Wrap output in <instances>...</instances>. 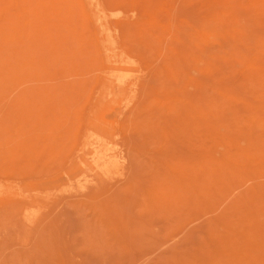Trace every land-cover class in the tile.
<instances>
[{"label":"rangeland","instance_id":"374dc122","mask_svg":"<svg viewBox=\"0 0 264 264\" xmlns=\"http://www.w3.org/2000/svg\"><path fill=\"white\" fill-rule=\"evenodd\" d=\"M97 1L0 0V264H264V0Z\"/></svg>","mask_w":264,"mask_h":264},{"label":"bare ground","instance_id":"6f19581e","mask_svg":"<svg viewBox=\"0 0 264 264\" xmlns=\"http://www.w3.org/2000/svg\"><path fill=\"white\" fill-rule=\"evenodd\" d=\"M85 1H86V0H85ZM101 1H102V0H101ZM87 2H88L87 4H89V6H90L93 10H94L97 6H99V3H98L97 0H87ZM99 7H100V6H99ZM95 10H97V9H95ZM98 10H99V9H98ZM96 14H97V13H96ZM96 14H95V15H96ZM238 14H239V13H238ZM106 16H107V15H106ZM125 16H126V15H125ZM241 17H242V16H241ZM94 18H95V21H96V23H97L98 25L101 24V20H100L97 16H94ZM128 18H129V17H128ZM244 18H245V17H244ZM253 18H254V17H253ZM172 24H173V23H172ZM256 27H257V26H256ZM105 28H106V27H104L103 30H104V31H105V30L108 31L107 28H106V29H105ZM154 28H155V27H154ZM91 29H92V28H91ZM132 29H133V28H132ZM157 29H158V28H157ZM128 30H129V29H128ZM106 31H105V32H106ZM258 31H259V30H258ZM109 32H110V30H109ZM255 32H256V31H255ZM111 34H112V32H111L110 34L106 32L107 42H105V43L103 42V43H104V44H103V45H104L103 48H104V50L106 51L105 53L109 52L110 45L113 44V43H111V42H112V40H113L114 38H112L113 34H112V36H111ZM133 38H134V37H133ZM150 38H151V37H150ZM127 39H128V38H127ZM149 40H150V39H149ZM164 42H165V41H164ZM149 43H150V41H149ZM243 43H244V42H243ZM248 43H249V42H248ZM154 44H155V43H154ZM71 45H72V44H71ZM128 45H129V44H128ZM111 46H112V45H111ZM149 47H150V46H149ZM155 47H156V46H155ZM150 48H151V47H150ZM143 49H144V48H143ZM145 50H146V49H145ZM146 51H147V50H146ZM149 51H150V50H149ZM153 51H154V50H153ZM101 52H102V50H101ZM106 55H107V54H106ZM144 56H145V55H144ZM107 57H108V56H107ZM147 58H148V57H147ZM152 58H153V57H152ZM128 59H129V58H128ZM164 60H165V59H164ZM146 61H147V59H146ZM119 62H120V61L116 62L115 65H116V66H119ZM158 63H159V62H158ZM119 68H120V67H119ZM127 68H128V67H127ZM134 69H135V68H134ZM138 72H139V71H138ZM140 74H141V73H140ZM111 76H112V75H111ZM112 77H113V76H112ZM112 77H110L111 79H108L107 81H112ZM113 78H114V77H113ZM112 83H113V82H112ZM121 83H122V82H121ZM116 84H117V86H118V82H116ZM122 84H123V83H122ZM122 84H121V85H122ZM122 86H123V85H122ZM103 87H104V86H103ZM105 87H108V85L105 84ZM120 87H121V86H120ZM117 88H119V87H117ZM102 89H103V88H102ZM102 89H101V90H102ZM106 89H107V91L112 92L113 95H114V91H115V90L113 91V90L110 89L109 87H108V88H104L105 91H106ZM142 89H143V88H142ZM142 89H141V90H142ZM118 90H119V91H118ZM120 90H122V89L119 88V89H117L116 91H118L119 93H121ZM118 92H116L115 94H117ZM104 93H107V92H103V94H104ZM122 93H123V92H122ZM127 94H128V93H127ZM105 96H106V95H105ZM149 96H150V95H149ZM102 97H103V96H102ZM102 97H101V98H102ZM108 97H109V93H108ZM108 97H107V98H108ZM114 97H115V96H114ZM114 97H113V98H114ZM105 98H106V97H105ZM116 98H117V95H116ZM103 99H104V97H103ZM111 99H112V98H111ZM111 99L108 100L109 103H110V101L112 102ZM114 99H115V98H114ZM114 99H113V100H114ZM115 101H116V100H115ZM121 102H122V101H121ZM98 103H100V102H98ZM113 103H114V102H113ZM100 104H101V103H100ZM101 106H103V105H101ZM123 110H124V109H123ZM134 110H135V109H134ZM131 112H132V111H131ZM155 114H157V113H155ZM160 114H161V113H160ZM118 115H119V114H118ZM94 116H95V115H94ZM96 118H97V117H96ZM133 118H134V117H133ZM86 121H87V120H86ZM136 121H137V120H136ZM141 121H142V120H141ZM122 129H123V128H122ZM117 134H118V133H117ZM99 137H101V136H98V138H99ZM116 139H117V138H116ZM99 140H100V139H99ZM99 140H98V142H99ZM113 141H114V140H113ZM93 142H95V141H93ZM101 142H102V141H101ZM85 146H87V145H85ZM97 146H98V145H97ZM119 146H120V145H119ZM85 148H86V147H85ZM87 149H88V148H87ZM105 152H106V151H105ZM114 160H115V159H114ZM116 161H118V160L116 159ZM103 167H104V168H103ZM102 168H103V170H106V171H108V172L110 171V169H109V167L107 166V164H106L105 166L103 165ZM113 169H114V167H113ZM113 169H111V170H113ZM100 170H101V169H100ZM110 172H111V171H110ZM110 172L107 173V175L110 174ZM112 172H113V171H112ZM12 191H13V190H12ZM6 192H7V191H5V193H6ZM9 193H10V192H9ZM3 194H4V193H3ZM3 194H2V195H3ZM11 194H12V193H11ZM0 195H1V193H0ZM2 195H1V196H2ZM8 195H9V194H8ZM3 196H5V194H4ZM3 196H2V197H3ZM9 196H10V195H9ZM12 196H13V195H12ZM8 198L10 199V197H8ZM11 199H12V198H11ZM22 200H24V199H22ZM35 200H36V199H35ZM27 201H28V200H27ZM36 201H37V200H36ZM25 202H26V201H25ZM29 202H30V201H29ZM33 203H34V202H33ZM31 204H32V202H31Z\"/></svg>","mask_w":264,"mask_h":264}]
</instances>
